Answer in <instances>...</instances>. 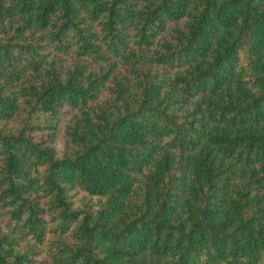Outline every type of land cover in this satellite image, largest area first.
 Segmentation results:
<instances>
[{
    "label": "trees",
    "instance_id": "1",
    "mask_svg": "<svg viewBox=\"0 0 264 264\" xmlns=\"http://www.w3.org/2000/svg\"><path fill=\"white\" fill-rule=\"evenodd\" d=\"M0 264H264V0H0Z\"/></svg>",
    "mask_w": 264,
    "mask_h": 264
}]
</instances>
